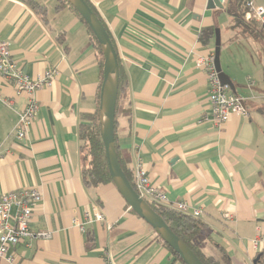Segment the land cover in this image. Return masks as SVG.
Returning a JSON list of instances; mask_svg holds the SVG:
<instances>
[{
	"label": "crops",
	"instance_id": "obj_1",
	"mask_svg": "<svg viewBox=\"0 0 264 264\" xmlns=\"http://www.w3.org/2000/svg\"><path fill=\"white\" fill-rule=\"evenodd\" d=\"M36 1L45 6V19L24 1L0 0V41L10 43L15 66L32 78L57 71L36 92L38 108L22 140L14 127L25 97L0 76V194L39 192L29 228L50 235L22 240L14 262L0 264H103L106 249L115 264H179L112 183L82 182L79 117L96 109L99 54L69 7ZM88 1L109 32L126 80L122 105L129 114L118 115L116 135L129 168L140 158L169 204L183 200L202 210L203 228L193 241L203 254L219 258L222 248L231 264H264L254 263L264 243L259 250L251 245L264 223V116L257 111L264 84L256 88L249 76L241 84L232 67L221 68L219 51L222 79L244 98L248 115L231 114L216 126L202 119L210 104L206 74L197 65L215 54L218 28L227 48H251L239 54L238 65L251 59L264 74V36L231 27L228 9L235 0L212 9L206 0ZM204 29L211 35L202 44ZM96 212L102 220H95Z\"/></svg>",
	"mask_w": 264,
	"mask_h": 264
},
{
	"label": "built area",
	"instance_id": "obj_2",
	"mask_svg": "<svg viewBox=\"0 0 264 264\" xmlns=\"http://www.w3.org/2000/svg\"><path fill=\"white\" fill-rule=\"evenodd\" d=\"M243 18L248 21L254 19L264 24V3L257 4L253 0H245L243 4ZM197 65L204 70L208 84V100L210 112L202 117L216 126L225 123L231 114L248 115L244 98L230 91L229 85L223 83L215 66L214 53L199 58ZM57 71L49 68L43 75L29 77L22 73L11 58L10 43L0 41V76L11 83L17 95L25 97V103L18 113L14 127L15 137L22 140L27 128L32 124L38 108L36 92L44 86L51 84ZM250 79L248 85L252 86ZM134 189L140 197L156 205L168 206L175 211L190 215L194 218L201 216L202 210L192 207L186 201H176L169 204L166 194L161 191L150 179L143 162L136 158L131 169ZM41 199L39 192L33 189H21L0 194V262L5 260L14 262L13 249L22 240L29 237H49V232L33 233L29 228L32 217V206ZM90 219V217H88ZM100 212L95 213V220H102ZM261 233L251 242L254 249L259 250L264 243V223L260 227ZM103 264H115V259L110 250H104Z\"/></svg>",
	"mask_w": 264,
	"mask_h": 264
},
{
	"label": "trees",
	"instance_id": "obj_3",
	"mask_svg": "<svg viewBox=\"0 0 264 264\" xmlns=\"http://www.w3.org/2000/svg\"><path fill=\"white\" fill-rule=\"evenodd\" d=\"M21 1L27 3L33 10H35L45 19L46 8L44 5L40 4L36 0H21ZM85 1L90 6L92 11L96 14V16L99 18V20L101 21L102 25L104 26V28L106 29L109 35V32L105 24L98 16L94 6L88 0ZM57 2L58 3L56 4V8H59L61 6L69 7L76 14V16L82 22V24L85 26L87 32L90 35L91 42L94 44V46L98 51L99 54L98 64L101 70V77H102L103 54L96 38L92 34L86 22L81 18L78 12L66 0H57ZM243 4H244L243 0H235L234 9H230V10L228 9V12L231 16V27L238 28L242 34H248L254 37H256V35L264 36V30H263L264 24H257L254 22H249V23L244 22ZM210 35H211V31L208 29H204L200 31L198 35V39L202 44H205ZM111 42L113 44L112 39ZM99 87L96 94V104H97L96 109L92 113H82L80 114L79 117L80 122L78 125V139H79V153L81 159V179L86 187H97L102 184L112 183L111 177L107 169L103 143L101 141V137L99 134V124L97 118ZM125 89H126V80L123 77V74L120 70L118 63V88H117V99H116L115 115H114V123H115L114 145L120 167L124 175L128 179L129 183L134 188L132 171L128 166L129 157L126 156L120 150L116 135V122L118 115L129 114V108H127L128 106L124 108L122 105ZM257 111L264 116V102L261 103L259 106H257ZM147 203L165 221V223L172 230V232L175 235H177L194 252V254L199 258V260L203 264H231L230 258L228 257L224 249L220 248V257L214 258L212 256H207L203 254L201 250L197 247V245L194 243L193 240L195 236L198 235L203 228V225L200 222L199 218H194L190 215L179 213L168 206L156 205L148 201ZM158 238L169 249L174 259L177 260L179 264H184L183 261L180 259V257L159 236ZM257 256L259 258V261H261V259H264L263 253H260Z\"/></svg>",
	"mask_w": 264,
	"mask_h": 264
},
{
	"label": "water",
	"instance_id": "obj_4",
	"mask_svg": "<svg viewBox=\"0 0 264 264\" xmlns=\"http://www.w3.org/2000/svg\"><path fill=\"white\" fill-rule=\"evenodd\" d=\"M81 16L96 38L102 54V79L99 88L97 118L99 124V134L103 143L107 169L112 180V184L139 217L152 227L155 233L180 257L184 264H203L194 252L168 227L165 221L153 210L145 199L139 196L133 186L124 175L115 150L114 145V115L118 88V61L116 50L111 39L102 25L99 18L92 11L85 0H66ZM222 8V0H206V8ZM215 54L219 52L220 34L219 29L214 30ZM215 66L222 79L219 67ZM228 84V83H227ZM254 260V263L257 261Z\"/></svg>",
	"mask_w": 264,
	"mask_h": 264
},
{
	"label": "rangeland",
	"instance_id": "obj_5",
	"mask_svg": "<svg viewBox=\"0 0 264 264\" xmlns=\"http://www.w3.org/2000/svg\"><path fill=\"white\" fill-rule=\"evenodd\" d=\"M243 20L246 23L254 22V23L260 24L259 21H256L254 19H250V20L246 21L243 18ZM241 47L242 46H239V45L235 46L234 45L232 47L228 46V48H227V46L224 43V41L222 40V44H221V41H220L219 58H220L221 68L222 69H226V66L228 65L229 67H232L235 70L236 75L239 78V81H240L241 84H243V85L246 84L245 80L249 76L250 78H252L255 81V87L256 88H262L263 84H264V80H263L264 79V74H263L262 67L259 66L257 64V62L255 64H253L251 59H250L249 65L243 64L242 65L243 67L238 65L239 60L237 58L240 57L239 54L246 53L247 50L251 51V48H249L247 50L243 49V50H245V52H243Z\"/></svg>",
	"mask_w": 264,
	"mask_h": 264
}]
</instances>
